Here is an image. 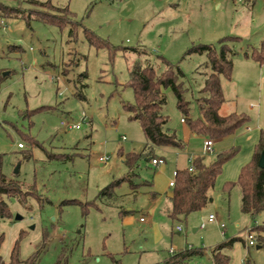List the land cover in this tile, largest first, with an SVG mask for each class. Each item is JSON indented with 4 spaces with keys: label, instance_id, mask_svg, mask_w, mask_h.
<instances>
[{
    "label": "rangeland",
    "instance_id": "rangeland-1",
    "mask_svg": "<svg viewBox=\"0 0 264 264\" xmlns=\"http://www.w3.org/2000/svg\"><path fill=\"white\" fill-rule=\"evenodd\" d=\"M0 2L25 14L33 8L29 0ZM52 4L69 7L73 20L81 24L74 37L69 26L61 30L31 16L30 28L16 13L11 18L0 14V155L4 174L20 184L24 200L5 198L10 209L9 217L0 218L5 262L21 233L20 259L38 253L39 264H54L62 253L70 264H160L180 252L225 241L218 223L194 232L197 227L188 219L172 221L167 213L168 183L176 168L188 169L194 161H188L190 153L202 154L204 141L211 138L192 139L190 148H155L160 165L141 161L135 188L122 183L111 195L105 190L128 173L123 155L141 153L147 145L141 125L124 109L135 103L133 90L125 87L135 62L150 63L159 74L166 70L160 57L179 65L185 74L179 83L189 115L199 119L198 99L210 74L208 59L186 53L194 45H217L222 38L237 37L230 44L232 79L222 78L225 103L220 113L244 115L249 122L223 140L211 139L214 151L204 156L210 164L218 155L239 149L225 164L211 195L224 192L250 146L247 125L257 135L264 130V65L252 58L264 41V0H52ZM85 28L111 50L90 45ZM15 46L21 50L11 49ZM112 47L119 50L112 54ZM79 93L84 99L77 97ZM163 95L168 128L183 141L187 127L181 120L188 117L172 90ZM44 106L54 109L26 116ZM84 116L80 130L68 128ZM33 140L41 147L33 146ZM105 156L109 162L102 165L100 158ZM154 196L161 201L155 204ZM234 198L239 204V197ZM216 208L210 203L202 210L196 217L198 228L211 214L218 217ZM18 215L22 220H16ZM177 227H182L180 235ZM228 228L237 231L234 224ZM191 259L186 264H210L203 257Z\"/></svg>",
    "mask_w": 264,
    "mask_h": 264
},
{
    "label": "trees",
    "instance_id": "trees-1",
    "mask_svg": "<svg viewBox=\"0 0 264 264\" xmlns=\"http://www.w3.org/2000/svg\"><path fill=\"white\" fill-rule=\"evenodd\" d=\"M33 6L27 14L14 10L13 7H8L0 2V14L3 17L11 18L14 13L20 19H23L31 28L32 17L51 26H56L61 30L70 27L71 36H75L77 27L80 23L73 20V13L69 7L57 8L52 4V0L41 2L38 0H29ZM20 12V13H19ZM84 34L87 41L92 46L97 48L106 47L111 50L109 44L100 41L99 38L88 29H84ZM237 37H225L219 40L217 45L199 44L192 46L186 53L190 55H206V67H210L211 73L206 74L205 84L201 90L202 97L198 99L201 117L192 119L188 103L184 100L183 84L179 80L185 77L184 72L179 65H173L164 57H160L162 63L166 66V70L158 73L156 69L143 61H136L131 72L130 79L125 87L133 90L135 96L134 104H125L124 109L131 114V120L138 122L146 137L147 145L141 153H128L124 156V164L128 168L126 173L120 180L109 185L105 192L109 195L113 194L115 189L122 183H129L132 188H135L134 178L139 177L138 169L141 161L160 160L154 153L155 148L169 147L175 149L184 148V142L178 138L177 134L168 128L169 119L163 114V109L166 105L164 98V90H172L177 98L179 109L188 117L183 118L191 132L211 139H222L236 134L243 126L249 122V118L244 115L232 113L227 116L221 115V109L225 103V96L222 88V78L227 80L232 79L233 62L231 55L234 53L233 47L230 44L237 42ZM17 51L21 47L15 46L11 48ZM112 54L119 50L112 47ZM135 51V50H134ZM146 52H143L145 54ZM252 58L260 65H264V41L261 43L258 50H254ZM85 77V75H83ZM0 77V81H1ZM79 99H84L82 94H77ZM53 107L44 106L39 109L28 112V117H31L39 112L53 111ZM25 116V117H26ZM33 139V138H32ZM32 145L41 147L36 140L32 141ZM239 153L238 148H233L225 153L217 156L216 160L210 164L204 162L203 157H197L193 161L195 173L188 169L179 170L176 173V183L172 188V194L169 198L171 207L168 209V217L172 221L187 220L194 213L204 210L212 201L211 191L214 190L216 181L221 175L223 168L227 162L232 160ZM264 156V130L260 132V139L257 143L252 160L246 164L240 172L238 180L229 182L224 187V192H230L235 187H238L241 193V211L244 214L257 217L264 213V168L260 167L261 158ZM4 156L0 155V218L10 216V209L5 198L20 197L22 199V187L18 182L10 179L3 171ZM27 196V195H26ZM264 228V227H263ZM262 229L254 228L253 232L260 246L264 245V236L258 235L257 232ZM264 231V230H263ZM20 234V239L15 242L12 249L9 262H5L1 255L2 244L5 236L0 234V264H39L38 253H34L26 260L20 259V240L23 237ZM244 242L242 239H232L221 244L212 251V259L214 264H230L231 258L223 254L224 249H231L235 243ZM202 253V250H186L180 252L160 264H186V262ZM54 264H70L69 258L62 253ZM115 264H121L120 261H115ZM245 264H254L250 259H247Z\"/></svg>",
    "mask_w": 264,
    "mask_h": 264
},
{
    "label": "crops",
    "instance_id": "crops-1",
    "mask_svg": "<svg viewBox=\"0 0 264 264\" xmlns=\"http://www.w3.org/2000/svg\"><path fill=\"white\" fill-rule=\"evenodd\" d=\"M207 69L211 73V69L209 66L207 67ZM251 107L254 108L253 105H251ZM181 122H182V120H181ZM182 123L185 124L187 127V131H186L187 139L183 140L184 145H185L184 148H187V147L190 148L192 139H197L198 137H202V136H199V135L191 132L190 129L188 128L186 122H182ZM252 130L253 129L247 125L246 132H250L249 133L250 135L248 137V141H249L250 146L247 149L245 156L241 160H239V162L235 165V168H234L233 173H232L233 175H231L227 179L226 183L237 181L238 177L240 175L241 169L246 164H248L253 158L255 147H256L257 143L259 142V139H260V133H259V135H257ZM219 140H223V139H219ZM205 141H204V147H205ZM190 154H191V157H190V159H188L189 162L191 161L192 158H193V160H195L197 157H203L204 162L206 164H209L206 161V158L204 157L206 155L205 150L203 151L202 154H200V152L197 153L195 151L190 153ZM157 158L160 159L159 157H157ZM162 159H164V158H162ZM160 162H161V160H160ZM155 167H158V166H155ZM179 170H184V169L177 167L176 171L174 172V176ZM237 174H239V175H237ZM171 181L172 180L169 181L168 185L170 184ZM169 187H170V185H169ZM170 189L171 190L167 193L168 198H170V196L172 194V188H170ZM214 191H215V188H214L213 192ZM218 192H220L218 195H215V196L211 195V197H212L211 204L216 205V207H217L216 209L218 211V213H217L218 214L217 215L218 216L217 217L218 218V225L220 223L226 224V228L224 230L225 231L224 237H226L227 239L225 241L224 240L221 241V243H216V244L211 245L210 247H208L209 249L208 248L207 249H200V250H202V253L198 256L205 258L210 264H214L213 259H212L213 258L212 257V251L214 249H216L218 246H220L221 244L226 243V242L236 238V239H242L244 242H237V243H235V245L231 249H224L223 250V254L228 255L231 258L230 264H245L247 259H250L254 264H264V245L260 246L258 244L259 243L258 240L256 239L257 245L256 246H250L247 239H246V234H244V233H246L247 230H252L254 228H259V227L261 228L262 227V229H260L257 232V234L264 236V231H263L264 230V228H263L264 227V213H261L260 215H258L255 218H252L251 216L244 214L241 211V193H240V190L238 187H235L232 191H230L228 193L227 192H221V191H218ZM236 196H237V198L239 197V200H238L239 204H236V201L234 203V200H236V198H234V197H236ZM154 197L156 198L154 200L155 204H157L158 202L161 201V198H157L156 196H154ZM232 199H233V202H232ZM232 206H233V208H232ZM238 207H240L239 210H238ZM129 211H132V210L130 209ZM150 211L153 212V209H150ZM203 211L191 214L187 218L193 227H197V228H194V232H198L201 230L200 227L198 228L199 225H196L197 220H199V218H196V217L198 215H202ZM211 215H214V214H211ZM232 215L234 217L233 220L231 217ZM194 216H195V218H193ZM200 217H202V216H200ZM151 218H144L145 220L143 222H148V221H150ZM243 219H244V223H242ZM211 224H215V223H210L208 225H211ZM232 224H234L235 229L237 231L229 230L228 226H230ZM205 229H207V227ZM220 230H221V228H220ZM221 233H222V230H221ZM178 234L180 235V232ZM198 256H195V257H198ZM191 260H193V259H191Z\"/></svg>",
    "mask_w": 264,
    "mask_h": 264
},
{
    "label": "built area",
    "instance_id": "built-area-1",
    "mask_svg": "<svg viewBox=\"0 0 264 264\" xmlns=\"http://www.w3.org/2000/svg\"><path fill=\"white\" fill-rule=\"evenodd\" d=\"M238 1L239 2H243L245 0H238ZM5 24H6L5 21H2V25H5ZM85 120H86V116H84V118L82 119V122L81 123L75 124L73 126H70V125H67V126H68L69 129L72 128V129H75V130H80L83 127L82 123L85 122ZM182 122H184L183 119H182ZM62 124L63 125H66L65 123H62ZM123 139L125 140L126 138L124 137ZM18 147L20 149H23L24 148V145L23 144H19ZM213 147H214L213 140L210 139V140H206L205 141V153L206 154L213 153V151H214ZM100 161L104 165V164H107L109 162V158L106 157V156L105 157H101L100 158ZM152 165L159 166L160 165V160L154 159L152 161ZM189 171L192 172V173H195L196 170H195V168L193 166V163L189 167ZM175 183H176V174H175V178L169 184L170 185V188H173L175 186ZM144 220H145L144 218L141 219V221H144ZM210 223H218L217 218H216L215 215H210L208 217L207 221L201 225L200 229L201 230H204L207 227V225L210 224ZM219 226H220V228L222 230V236H225V231L224 230L226 228V224L220 223ZM177 230L179 232H181L182 231V227H177ZM251 231L252 230H247L246 231V239H247V241H248V243H249L250 246H256L257 245L256 236ZM171 253L172 254H175V250H171Z\"/></svg>",
    "mask_w": 264,
    "mask_h": 264
},
{
    "label": "water",
    "instance_id": "water-1",
    "mask_svg": "<svg viewBox=\"0 0 264 264\" xmlns=\"http://www.w3.org/2000/svg\"><path fill=\"white\" fill-rule=\"evenodd\" d=\"M6 75V74H5ZM260 167L264 168V156L261 158V161H260ZM19 168L16 169V173L18 172ZM16 220H22V217L21 216H17L16 217Z\"/></svg>",
    "mask_w": 264,
    "mask_h": 264
}]
</instances>
